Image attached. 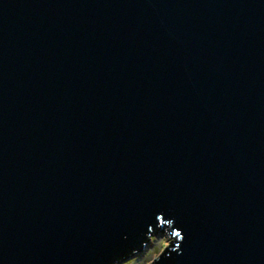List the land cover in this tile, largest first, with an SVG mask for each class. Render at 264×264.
<instances>
[{"label": "water", "instance_id": "95a60500", "mask_svg": "<svg viewBox=\"0 0 264 264\" xmlns=\"http://www.w3.org/2000/svg\"><path fill=\"white\" fill-rule=\"evenodd\" d=\"M177 230L153 264H264V0H0V264Z\"/></svg>", "mask_w": 264, "mask_h": 264}, {"label": "clouds", "instance_id": "9594fccd", "mask_svg": "<svg viewBox=\"0 0 264 264\" xmlns=\"http://www.w3.org/2000/svg\"><path fill=\"white\" fill-rule=\"evenodd\" d=\"M149 239L152 241V243L155 245L154 248L150 249L147 254L144 256L143 259L139 258H133V259H128V260H123V261H116V264H134V262H138V264H153L152 261L148 260V256L155 251L156 248L160 247L161 244H164L166 247V251H161V254L154 257V261H160L161 257L165 256L166 252L169 251H175V252H180V244L184 240V236L181 231L177 230L174 233H168L166 234L163 238H157L155 235H151ZM166 241V243H165ZM175 244V248H173V245Z\"/></svg>", "mask_w": 264, "mask_h": 264}, {"label": "rangeland", "instance_id": "374dc122", "mask_svg": "<svg viewBox=\"0 0 264 264\" xmlns=\"http://www.w3.org/2000/svg\"><path fill=\"white\" fill-rule=\"evenodd\" d=\"M156 237H157L158 239H159V238H163L162 236H159V235H157ZM165 243H166V241H165ZM154 247H155V245H154V244L152 243V241L150 240L148 246L145 248V250L143 251V253H142L140 256H134V257H132V258H130V259H133V258L143 259L144 256L147 254V252H148L150 249L154 248ZM165 248H166L165 245H164V244H161L160 247L156 248L155 251H153V252L148 256V260L153 262V258L156 257V256H158V255H160V254H161V251H162V250L164 251ZM127 260H128V259H127ZM134 264H138V262H134ZM146 264H147V262H146Z\"/></svg>", "mask_w": 264, "mask_h": 264}]
</instances>
